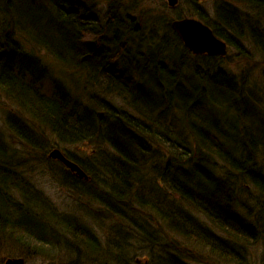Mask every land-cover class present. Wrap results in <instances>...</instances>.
<instances>
[{
	"label": "trees",
	"instance_id": "16d2710c",
	"mask_svg": "<svg viewBox=\"0 0 264 264\" xmlns=\"http://www.w3.org/2000/svg\"><path fill=\"white\" fill-rule=\"evenodd\" d=\"M179 1L155 11L145 0H0L3 244L47 264H132L134 244L149 251L145 264H239L250 247L264 264V100L244 71L223 68L227 55H192L170 27L195 17L264 65V0H219L210 15ZM51 144L77 146L65 156L87 188L58 172ZM31 160L96 202L94 221L110 220L116 238L101 247L69 224L81 217L51 214Z\"/></svg>",
	"mask_w": 264,
	"mask_h": 264
},
{
	"label": "rangeland",
	"instance_id": "374dc122",
	"mask_svg": "<svg viewBox=\"0 0 264 264\" xmlns=\"http://www.w3.org/2000/svg\"><path fill=\"white\" fill-rule=\"evenodd\" d=\"M147 3L146 7L152 8H146L145 10L151 9V10H159L161 9L162 5H165L167 8V4L165 0H145ZM219 0H206L203 4H201V8L205 10L209 15L211 14V7L218 3ZM181 2L179 1V4ZM247 10V9H245ZM191 11V8L186 5L182 4L180 7V13L186 14ZM178 12V11H177ZM190 19H195V17H188ZM198 20V19H196ZM199 21V20H198ZM264 21L261 20V26L263 28ZM227 56L228 59L226 60V63L224 64L227 72L231 74H242L241 71H244L246 75L250 78L248 83L252 84L251 89L258 93L259 99L264 100V65L260 60L253 59L251 61L244 60L243 57H240L235 49H233L230 46H227ZM66 146V145H65ZM77 147V146H76ZM76 147H56L55 145H50L47 147V153L50 152L53 149H58L62 153L69 152H76ZM81 151L85 152L84 154L81 153ZM91 147H83L79 145V149L77 150L78 155H82L83 157L87 155L88 152H91ZM92 155H89L90 157ZM91 162V160H89ZM89 163V162H88ZM53 164H56L53 162ZM88 168H89V164ZM61 165L58 164V172L59 170L64 172V167H60ZM87 167V166H86ZM87 168V169H88ZM89 170V169H88ZM26 173L29 174L30 181L35 186V188L38 189V191L43 195V202L49 209V212L53 215H59V216H65L67 218L71 217H81V223H74L69 222V224L75 226V227H82L84 226L92 236L96 237L97 240H99L101 247L103 246V237L107 238L108 240L114 239L116 237H113L111 230L114 228V224L107 220L105 222H101L100 228L98 227V224L94 221V218L97 220L103 219L104 214H100V212H104V210H99L97 208V204L94 201H91L88 197L81 195L78 191H70L69 189L61 186V180L59 181V178L57 174H54L49 171V168L45 165H39L34 163V160H31V165L26 168ZM68 180V179H67ZM81 180H77V183ZM60 182V183H59ZM70 184V183H69ZM82 196L84 198H82ZM54 211V212H53ZM55 213V214H54ZM63 214V215H62ZM75 214V215H74ZM154 216L155 214L152 213ZM151 216H148V220L152 221ZM156 217V216H155ZM101 219V220H102ZM150 228L160 229L163 231H166V227L164 224H161V227H157L156 225H152ZM149 235H147L148 237ZM20 246V245H19ZM134 251L133 254L130 255L131 259L135 260H141L144 259L143 256L148 254L149 251L142 250L141 247L134 244ZM198 247H196L197 249ZM43 253L45 250H41ZM258 251V248H257ZM254 248H248V256L246 257L245 261L240 262L239 264H259L258 261V255ZM156 253V252H155ZM157 254V253H156ZM160 256V254H158ZM79 258L73 256L72 259L68 261V264H75V260ZM6 259H22L23 264H47L48 259L44 256H40L35 252H29L26 251L24 247L20 246L17 247L15 245H12L11 242L3 244L2 241H0V264H3ZM214 259V260H213ZM85 264V263H81ZM132 264H144L143 262L138 263H132ZM193 264H225L221 261H216L215 258H212L209 260L208 257L204 258L202 261H197Z\"/></svg>",
	"mask_w": 264,
	"mask_h": 264
},
{
	"label": "water",
	"instance_id": "95a60500",
	"mask_svg": "<svg viewBox=\"0 0 264 264\" xmlns=\"http://www.w3.org/2000/svg\"><path fill=\"white\" fill-rule=\"evenodd\" d=\"M169 9H175L178 0H165ZM205 1V0H201ZM171 29L178 35L183 46L195 56H221L227 54V45L217 38L214 33L203 23L195 19L183 18L174 20L170 24ZM49 158L61 162L71 172H75L79 178H85L83 172L67 161L58 151L50 153ZM3 264H23L22 259H7Z\"/></svg>",
	"mask_w": 264,
	"mask_h": 264
}]
</instances>
